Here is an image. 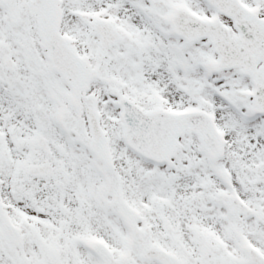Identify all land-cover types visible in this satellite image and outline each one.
I'll return each instance as SVG.
<instances>
[{
  "label": "snow or ice",
  "instance_id": "1",
  "mask_svg": "<svg viewBox=\"0 0 264 264\" xmlns=\"http://www.w3.org/2000/svg\"><path fill=\"white\" fill-rule=\"evenodd\" d=\"M0 264H264V0H0Z\"/></svg>",
  "mask_w": 264,
  "mask_h": 264
}]
</instances>
